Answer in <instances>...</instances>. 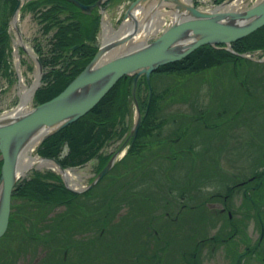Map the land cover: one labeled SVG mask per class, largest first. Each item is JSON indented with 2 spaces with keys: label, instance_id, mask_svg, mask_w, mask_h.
<instances>
[{
  "label": "rangeland",
  "instance_id": "1",
  "mask_svg": "<svg viewBox=\"0 0 264 264\" xmlns=\"http://www.w3.org/2000/svg\"><path fill=\"white\" fill-rule=\"evenodd\" d=\"M25 1L27 0L22 2ZM107 1L102 3L104 8L96 9V13L100 15V21L104 22L106 19L114 28L119 29L133 0H111L106 3ZM153 1L147 0L144 8L152 7ZM171 1L162 0V9L159 10L166 12V19L160 23V29L145 36L141 34L138 42L152 41L171 24V18L174 17L170 12ZM226 1L228 0H192V3L209 10ZM256 1H241L237 9H244ZM11 4V0H0V28L8 20L7 29L10 34V56L7 57L10 64L8 69L3 67L0 70V115L11 111L20 103L21 77L25 78L27 85L32 84L34 73L38 69L36 56L41 54L44 59L52 55L53 33L56 29L53 27L45 31L44 21L37 12L24 7L19 10L17 26L12 25L15 13L11 12ZM156 9L148 11L149 14L141 13V19L146 15L142 24L148 26L154 21L158 15ZM64 14L61 13L60 16L63 17ZM99 27L100 44L103 41L102 23ZM151 27L150 24V29ZM20 39L33 53L25 48ZM63 64L62 59L52 64L42 63V72ZM237 68L239 71L243 70L249 89L251 87L250 90H254V95H250L244 103L247 89L241 84V77L232 70L231 64L214 66L197 73L154 74L151 83L155 84L160 100L157 114L167 120L162 127H156L153 134L171 139L179 135L176 140L178 142L175 143L178 148L164 149L159 146L160 143L139 146L137 152H133V156L128 159L129 164L112 167L108 175H104L92 186H97L95 192L79 197L81 201L78 203L82 205L80 208L57 205L50 210L45 209V217L40 218L39 215L44 213H40L43 211L41 207L25 199H17L15 208L18 214L29 213L32 216L25 215L27 218H20L19 221L16 219L8 229L9 233L0 237V256L3 250L14 248L22 250L16 256L11 254L4 258H12L11 264H192L194 260L200 264H235L236 256L245 250L247 244L252 245L258 235L253 232V221H244L246 236L252 235L248 236L249 241L246 238L239 239L242 235L240 231L232 240L234 242L226 244L220 238L221 222L215 217L206 218L205 215L211 212L210 206L215 202L218 206L213 211L219 212L223 195L217 194L226 193L228 183L238 182L254 172L264 170L263 166L253 164V156L258 155V158L264 159V91H260L255 83L256 76L264 77V63L243 57L237 62ZM262 88L264 89V83ZM143 95H147L146 87ZM34 99L33 95L28 108L34 106ZM133 99L131 114L126 118L130 130L139 114L137 101ZM259 106L261 110L258 109ZM223 108L227 109L226 112H221ZM218 112L222 115H218ZM200 113H204V121L196 119ZM124 137L111 139L103 146L102 153L117 150ZM171 142L172 140L168 143ZM160 152L161 157H156L155 154ZM36 153L38 154L37 150ZM98 168L99 158L94 157L83 165L68 169L76 170L75 182L77 187H82L88 186L95 179ZM36 170L54 171L66 182L58 171L50 167H35L21 175L18 181ZM130 178V182H126ZM261 178V187L254 192L251 190L254 199L261 201L259 203L264 202V176ZM122 184L125 185L123 188ZM242 190L243 186L237 185L234 200L230 199L229 203L233 204V207L230 205L232 209L240 208L238 213L248 214L244 212L240 201L248 197L243 195ZM115 191L117 194L109 211L105 196ZM145 195H149V198H144ZM195 203L200 207H193ZM252 209L250 207V213H253ZM69 210H77L76 218L70 216L72 218L63 225L57 215ZM107 213L108 215H104ZM55 218L58 220L54 221ZM107 218L108 222L105 224L102 219ZM57 222L62 228L58 236H52V225L47 224ZM67 223L70 224L66 227ZM74 223L81 225L77 227ZM26 231L31 240L25 237L20 243L21 234ZM84 251L90 254L85 260L81 255ZM138 251L143 255L136 259L134 256ZM260 257L261 263L260 259H253L251 262L264 264L262 253ZM242 262L248 263L243 258Z\"/></svg>",
  "mask_w": 264,
  "mask_h": 264
},
{
  "label": "trees",
  "instance_id": "2",
  "mask_svg": "<svg viewBox=\"0 0 264 264\" xmlns=\"http://www.w3.org/2000/svg\"><path fill=\"white\" fill-rule=\"evenodd\" d=\"M11 1L13 10L18 0ZM81 1L93 3L96 0ZM216 1L221 2L223 0ZM43 6H45V8H42ZM24 8L37 12L38 16L44 21L45 31H49L53 27H56L53 33L52 55L43 59L40 54L39 56L42 63L45 64L46 62L47 64H52L61 59L64 62L63 66H54L47 72H44L42 77L44 82L35 92V102L40 103L50 99L63 90L91 61L98 49L97 33L99 30L100 15L96 13V10L90 14L84 13L81 11L80 7L70 0H28ZM61 13H65L63 17L60 16ZM6 24L7 21L4 22L3 27L0 28V70L3 67L8 69L10 64L9 59L7 60V57L9 58L10 55L8 51L10 34L6 29ZM75 44H78L76 48L73 47ZM232 47L237 52L260 47L263 48L264 25L246 36L233 41ZM239 59H241L240 56L228 49L215 48L210 44H204L195 48L181 59L158 66L152 72L151 76L156 73H197V71L206 70L214 66L220 67L221 65L227 66L230 64L234 71V61H238ZM133 78L134 74L121 77L86 114L46 136L38 146V153L42 156L57 158L64 167L83 165L91 158L98 157V170L103 167L112 154L102 153L103 146L111 139H114V137H123L131 128L128 122L126 123V118L131 114ZM154 85L155 84H152L153 91L151 98H149V88L146 77L143 75L138 81L137 98L142 112V121L136 138L131 143L127 154L114 164L115 167L125 163L129 164L128 159L131 158V155L133 156V152H137L139 146H150L151 144L149 143L155 144L160 142V137L153 134V131L156 127H162L167 119L165 117L161 118L157 114L160 107L158 106L160 100L159 93L156 91L157 89ZM144 87L147 89L146 96L143 95ZM137 160H139L138 157ZM1 165L2 158H0V176ZM160 166L162 167V165ZM258 175L259 177L264 176V170L259 171ZM125 177H127V175H125ZM130 180L131 178L126 179V182H130ZM123 186L125 185L122 184L121 188H123ZM96 187L97 186L90 187L83 192H76L66 187L61 177L54 171L47 170L42 172L36 170L30 177H23L20 179L12 192V210L8 229H10L11 224L14 223L16 219L19 221L20 218L24 219L27 218V216H32L29 213L25 214L27 216L21 215L20 213L18 214L17 208H15L17 207V204H15L17 199H25L41 207L43 211L40 213H44L39 215V217L43 218L45 217V209L50 210L57 205L65 204L74 206V208H80L82 205L78 203V201H81L79 199L85 195H91L95 192ZM116 194L115 191L105 196L109 211L110 208H112L113 199ZM144 198H149V195H145ZM75 211L77 210H69L60 213L57 215V218L60 219L61 223L64 225L65 221L69 218H76ZM17 214L19 215L18 218ZM104 215H108V213ZM57 218L53 220L57 221ZM102 220L107 224L108 218ZM58 223L59 222L47 224L48 226L52 225L50 233L52 236H58L57 234L62 228ZM68 224L70 223L65 224V226L67 227ZM74 225L78 227L81 224L74 223ZM87 227L89 226L87 225ZM8 229L3 236L9 233ZM36 234L38 235V232ZM25 237L30 239L29 232H22L20 243L21 239ZM20 250L22 249L13 248L3 250L0 256V263L11 264L12 258H4L11 254L16 256ZM86 252L87 251L81 253L84 260L90 255ZM184 254H187L186 251H184ZM141 255H143V253L138 251L134 257L137 259ZM134 257H131V259Z\"/></svg>",
  "mask_w": 264,
  "mask_h": 264
},
{
  "label": "water",
  "instance_id": "3",
  "mask_svg": "<svg viewBox=\"0 0 264 264\" xmlns=\"http://www.w3.org/2000/svg\"><path fill=\"white\" fill-rule=\"evenodd\" d=\"M70 1L75 2L83 12L91 13L93 8L101 5L104 0H97L94 3H84L81 0ZM146 1L133 0L125 13V17L131 15L135 8L140 7ZM20 6L21 0H18L14 13L18 11ZM176 7L183 16L171 22L152 41L139 42L138 45L136 44L118 55L99 62L102 55L117 44V42L107 43V47L102 51L104 42L102 41L91 61L58 94L10 119H0V154L3 160L0 176V237L6 232L9 225L12 192L19 178L17 164L20 152L37 128L41 126L52 127L51 131L42 138L43 140L55 130L78 119L94 107L125 75L135 74L132 94L136 99L138 80L144 74L151 96V73L159 65L181 59L203 44H231L264 25V0H258L244 9L226 12L217 10L216 7L204 10L194 3H178ZM128 39L130 37L126 36L124 40ZM38 62L41 68L39 59ZM137 107L139 114L132 130L90 185L102 178L114 165L119 151L126 147L130 138L136 136L142 121L138 102ZM45 158L54 159L61 165L58 159L54 157ZM62 168L65 167L62 166ZM67 186L75 191L83 190L68 184Z\"/></svg>",
  "mask_w": 264,
  "mask_h": 264
},
{
  "label": "bare ground",
  "instance_id": "4",
  "mask_svg": "<svg viewBox=\"0 0 264 264\" xmlns=\"http://www.w3.org/2000/svg\"><path fill=\"white\" fill-rule=\"evenodd\" d=\"M241 1H244V0H228L224 3H222L221 5L217 6L216 9L220 10V11H224V12L236 11V10H239V8L237 9V7ZM153 2H154V5L152 7L144 8V4H143L140 7L135 8L132 11V14L126 17V19L124 20L123 24L120 26L119 29L114 28V26L108 20H106V19L104 20V22H103V41L104 42L102 45L103 46L102 51H103V49H105V47H107V45H108L107 43L117 42V44L114 45L113 47H111L108 51H106V53H104L102 55V57L99 59V62H102L103 60H105L107 58L118 55V54L124 52L125 50H127L128 48L133 47V45L134 46L136 44L138 45L139 44L138 39L140 38L141 34H143V36H145L152 31L156 32V30L160 29V26H161L160 23H162L164 21V19H166L164 16V14L166 12L163 10H161V11L159 10V9H162V8H160V6L162 4V0H156ZM191 2H192V0H176V1L169 2L172 6V10L171 11H170V9H168V10L174 16L171 18L170 22H174L178 18L183 16L182 13L179 12L180 10L176 7V5L178 3L190 4ZM153 8L154 9L157 8L155 11H156V13H158V15H156L155 18L153 19L154 21L152 23H149L148 26H146L145 24H142L146 15L145 16L142 15V16H144V18L141 19V13L142 14H143V12L148 13V11L154 10ZM19 17H20V12L17 11L14 15L13 20H12V25L17 26V21H18ZM150 24L152 25L151 29H150ZM142 30H145V31L142 32ZM126 36L130 37V39L124 40ZM20 41L23 43V45L27 48V50L29 52L33 53L32 49L26 43H24L21 39H20ZM24 79L25 78L21 77V81H20V91H19L20 95H21L20 103L18 104V106H16L11 111L3 113L2 115H0L1 120L10 119L13 116H16L17 114L24 112V111L29 109L28 108L29 102L33 98V95L35 93V90H36V88L39 84V80H40V68H39V66H38V69L36 70V72L34 73L33 82L31 85H27L25 83ZM51 129H52V127H50V126L49 127L48 126H41V127L37 128L36 131L28 138V140L26 141V143L24 144V146L20 152V156H19L18 164H17V175L18 176L25 175L35 167L42 168V169L44 167H50V168H53L54 170L58 171L67 180V182L70 186L77 187V183L75 182V180H77V178L75 179L76 170L68 169V168L64 169V168H62V166L60 164L57 163L56 160L51 159V158L39 157L38 154L36 153L38 144L40 143L42 138L48 132L51 131ZM125 151H126V148L117 156V158L122 156Z\"/></svg>",
  "mask_w": 264,
  "mask_h": 264
},
{
  "label": "flooded vegetation",
  "instance_id": "5",
  "mask_svg": "<svg viewBox=\"0 0 264 264\" xmlns=\"http://www.w3.org/2000/svg\"><path fill=\"white\" fill-rule=\"evenodd\" d=\"M257 62L260 63H264V60H256ZM238 74H240V79H241V84L247 89L245 92L246 97L243 98V102H246V99H248V97L250 95H254V90H250L248 84L246 83V76L245 74L243 75V70H240L238 72ZM255 83L260 87V91H264V89L262 88V84L264 83V77H258L256 76V80ZM261 106V105H260ZM258 107L259 110H261V107ZM226 108H223L221 112H226ZM221 112H218V115H222ZM204 113H200L199 116L196 117V119L201 118L203 121L205 120L204 118H202ZM218 118V116H217ZM179 135H176V137L174 136V138L171 139V137H163L160 136L161 141L158 143H164V144H159L160 147L167 149V147H170V149H177L178 145L175 144L178 141H176L178 139ZM164 138V139H163ZM172 140V142L169 144L168 142ZM163 152V151H162ZM155 154L156 157H161V153ZM264 154V151L262 153V155ZM163 158V157H162ZM168 159V158H166ZM171 159V158H169ZM253 164L254 166L258 165V166H263L264 167V161L262 163V160L264 159H260L257 156H253ZM174 163V161H172ZM262 183V179L259 177L258 172H254L251 175L246 176V178L241 179L238 182L235 183H228L227 184V191L226 193L222 194V193H218L217 195H223V201L220 202L221 204L219 205V212L214 213L213 209L216 208L215 205L217 202L212 203V205L210 206L211 208V212L206 213V218H211V217H215V219L219 220L221 222V239L223 240V243L229 244L232 240H234V237L240 232L242 231V235L240 236L239 239L244 240L245 238L249 241L248 236H252V235H248L246 236V232L244 231V221L245 219L247 220H252L253 221V232L258 233V235L256 236V238L254 239V241L252 242V245H246L245 246V250L242 251L241 253H239V255L236 256L235 258V264H244L242 262V258L246 259L248 261L247 264H253L254 262H251V260L253 259H260L259 263H261V253L263 254V258H264V202L259 203L261 201L255 200V196L252 194L251 190L256 191L260 185ZM237 185H242L243 186V190L242 193L244 196H248L247 198H242L240 199V201L243 204L244 207V212H248V214L240 212L238 213V210H240V208H236V209H232L230 205L233 204L229 203V200L232 199L234 200V194H235V187ZM251 194V195H250ZM264 201V200H263ZM200 207V205L197 203L194 204L193 207ZM198 207V208H199ZM250 207L253 208V213H250ZM243 229V230H242ZM223 233V234H222ZM234 242V241H232ZM236 243V242H235ZM232 244V243H231ZM234 244V243H233ZM236 245L233 247L235 248ZM251 249V251H250ZM195 251L197 252V249H195ZM257 252V253H256ZM248 255V256H247ZM264 260V259H263ZM264 263V262H263ZM192 264H200L199 262H196V260L193 261Z\"/></svg>",
  "mask_w": 264,
  "mask_h": 264
}]
</instances>
